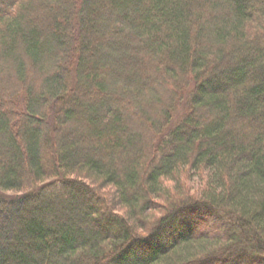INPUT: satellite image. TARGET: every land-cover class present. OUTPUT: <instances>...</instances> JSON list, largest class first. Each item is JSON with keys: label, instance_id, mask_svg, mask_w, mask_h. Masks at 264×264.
<instances>
[{"label": "trees", "instance_id": "trees-1", "mask_svg": "<svg viewBox=\"0 0 264 264\" xmlns=\"http://www.w3.org/2000/svg\"><path fill=\"white\" fill-rule=\"evenodd\" d=\"M0 264H264V0H0Z\"/></svg>", "mask_w": 264, "mask_h": 264}, {"label": "rangeland", "instance_id": "rangeland-1", "mask_svg": "<svg viewBox=\"0 0 264 264\" xmlns=\"http://www.w3.org/2000/svg\"><path fill=\"white\" fill-rule=\"evenodd\" d=\"M37 75H38V77L40 76L39 74H37ZM41 75H42V74H41ZM39 78H41V77H39ZM182 107H183V106H182ZM182 107H180L179 110H181ZM177 115H178V114H177ZM135 122H136V121H135ZM147 124H150L149 120H148L145 116H142V117H141V122L138 124V127H140V128L143 129V127H146ZM69 130H70V128H69ZM71 130H72V127H71Z\"/></svg>", "mask_w": 264, "mask_h": 264}]
</instances>
